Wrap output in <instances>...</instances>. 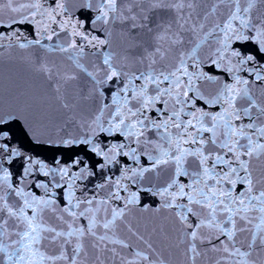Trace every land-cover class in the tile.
<instances>
[{"label": "snow or ice", "instance_id": "snow-or-ice-1", "mask_svg": "<svg viewBox=\"0 0 264 264\" xmlns=\"http://www.w3.org/2000/svg\"><path fill=\"white\" fill-rule=\"evenodd\" d=\"M0 264H264V0H0Z\"/></svg>", "mask_w": 264, "mask_h": 264}]
</instances>
